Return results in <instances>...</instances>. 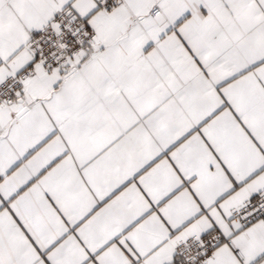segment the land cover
Returning <instances> with one entry per match:
<instances>
[{
  "label": "snow or ice",
  "instance_id": "obj_1",
  "mask_svg": "<svg viewBox=\"0 0 264 264\" xmlns=\"http://www.w3.org/2000/svg\"><path fill=\"white\" fill-rule=\"evenodd\" d=\"M0 264H264V0H0Z\"/></svg>",
  "mask_w": 264,
  "mask_h": 264
}]
</instances>
